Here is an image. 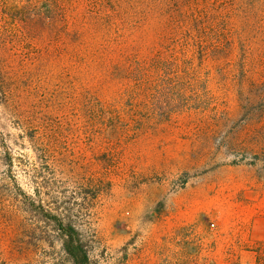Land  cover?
I'll return each mask as SVG.
<instances>
[{"label": "rangeland", "instance_id": "rangeland-1", "mask_svg": "<svg viewBox=\"0 0 264 264\" xmlns=\"http://www.w3.org/2000/svg\"><path fill=\"white\" fill-rule=\"evenodd\" d=\"M51 2L0 0V264H71L29 197L80 219L92 264H264V26L194 72L206 103L131 117Z\"/></svg>", "mask_w": 264, "mask_h": 264}, {"label": "trees", "instance_id": "trees-1", "mask_svg": "<svg viewBox=\"0 0 264 264\" xmlns=\"http://www.w3.org/2000/svg\"><path fill=\"white\" fill-rule=\"evenodd\" d=\"M49 1L25 0L27 6L19 10L25 14V20L36 22L31 11L36 12V8ZM51 3L48 11L58 15L61 23L65 20L63 15L71 13L70 32L76 42L79 40L76 51L85 48L96 72L105 73L107 79L121 86L118 98L127 101L131 117L136 111H143L168 118L179 108L206 103L205 92L191 93L195 84L199 88L202 83L194 72L209 68L211 62L215 63L212 67L221 66L223 55L236 45L243 47L250 33L264 26V0H53ZM212 55L217 57L211 58ZM90 191L92 199L98 198L96 186L92 185ZM36 192L40 193L38 187ZM29 199L37 212L45 214L63 234V250L70 263L92 264L80 219L63 212L65 209H46L44 200Z\"/></svg>", "mask_w": 264, "mask_h": 264}]
</instances>
